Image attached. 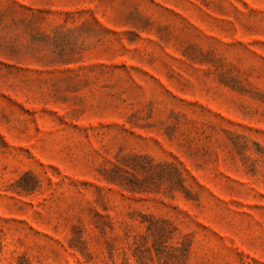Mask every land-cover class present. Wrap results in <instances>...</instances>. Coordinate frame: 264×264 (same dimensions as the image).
<instances>
[{"label":"rangeland","instance_id":"374dc122","mask_svg":"<svg viewBox=\"0 0 264 264\" xmlns=\"http://www.w3.org/2000/svg\"><path fill=\"white\" fill-rule=\"evenodd\" d=\"M0 264H264V0H0Z\"/></svg>","mask_w":264,"mask_h":264}]
</instances>
